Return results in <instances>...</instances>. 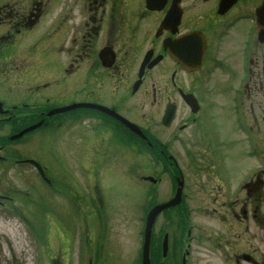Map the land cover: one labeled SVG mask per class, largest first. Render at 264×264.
Masks as SVG:
<instances>
[{
    "label": "flooded vegetation",
    "instance_id": "obj_1",
    "mask_svg": "<svg viewBox=\"0 0 264 264\" xmlns=\"http://www.w3.org/2000/svg\"><path fill=\"white\" fill-rule=\"evenodd\" d=\"M261 1L0 0V152L6 153L0 159L19 156L21 150L17 148H12L9 155L6 139L19 130L28 115L46 119L45 106L50 101L45 97L42 104L24 103L18 93L5 96V90L17 91L24 86L38 93L55 84L58 77L73 78V100L69 103H97L138 123L152 143L147 152H164V141L176 140L180 146L177 165L191 189L188 197L196 200L209 189V200L201 201L200 197L198 202L218 205L214 208L217 215H192L193 222L181 230L171 225L177 223L173 220L183 218L182 209L176 215H159L152 231L150 264H181L187 249L182 245H189L187 241L193 242L192 264H264V13L258 14V25L251 21ZM169 10L176 15L157 31ZM40 21H47L48 31L36 34ZM190 33L196 37L187 41L189 45L177 43L174 52L173 41ZM39 39L47 40L50 47L62 45L60 50L64 51L58 53L63 57L58 64L50 65L49 56L54 54L50 49L42 54L19 51L23 46L18 45ZM146 52L151 54L148 63L156 57L159 61L152 67L146 64L140 86L132 93L138 63ZM99 55H104L103 59ZM28 59L40 67L24 68ZM25 75L33 76L31 83H24ZM227 92L231 100H220ZM182 93L193 96L198 105L195 112L184 102ZM136 96L144 109L141 114L137 113ZM236 101L243 106V113L234 117V123L246 133L235 138L227 133V138L217 141L216 108ZM166 104L174 105L175 114L165 127L160 121ZM26 105L30 110L25 111ZM73 119L93 124L94 129L106 127L114 140V128L120 130L124 140L133 136L102 110L75 109L65 121ZM232 146L239 157L234 165L225 162L231 157ZM111 150L96 149L95 155ZM220 151L224 160L219 157ZM9 167L0 164V168ZM18 192L11 189L0 198L7 203ZM169 194L165 189L164 196ZM164 238L168 239L165 252ZM3 241L0 235V247ZM103 247L97 244L92 254L90 249H82L83 263H112L118 251ZM8 263L0 256V264Z\"/></svg>",
    "mask_w": 264,
    "mask_h": 264
},
{
    "label": "rangeland",
    "instance_id": "obj_2",
    "mask_svg": "<svg viewBox=\"0 0 264 264\" xmlns=\"http://www.w3.org/2000/svg\"><path fill=\"white\" fill-rule=\"evenodd\" d=\"M46 25L47 21H40L36 34L41 31L47 32L48 28ZM39 46L44 52H48L50 49L54 53L49 56L50 65H56L62 60L63 54L58 53V51H64L63 48L60 50L62 45L50 47L49 42L44 40L40 42ZM25 64H27V61H25ZM38 67L40 66L35 65V68ZM30 77L33 78V76L25 75L24 83L30 82ZM70 84H75L73 78L63 80L58 77L57 83L46 91L42 90L33 95L32 100L42 102L43 97L49 96L53 100L58 98L63 104H68L73 100L72 96H70L73 93V90H70ZM78 88L76 87L75 89ZM11 90L13 93L14 88ZM9 91L8 88L5 90L6 93ZM21 92L23 93L24 101L30 99L25 88L17 90V93L20 94ZM218 117L221 118L220 115ZM220 122L221 126L220 124L217 125L220 133L227 137V132L232 130V136L235 135V130L232 128L230 121L226 122L221 118ZM81 131L82 139L86 137L85 132L95 133L90 129L85 132ZM58 134H50L49 129H44L34 134H29L23 139V154L37 159L41 165L46 167L47 173L54 183L52 186L42 183L36 184L31 191L27 192L28 195L24 197L25 200L33 202L31 204L32 208L35 207V202H37L36 215H38L37 233L39 243L37 244L39 255L37 257L40 264H51V261L57 260L58 252H55V254L53 252V249L56 248L61 249V260L64 264H75V260H71L69 256L68 248L75 243L76 239L79 242H82V239L84 241L85 234L91 241H94V232L102 227V222L97 217H89V215H99L98 211L104 207L107 213H111V210L115 209L109 214L110 216L108 215L109 225L107 227L111 228L110 231L112 232V238L108 246L118 250L119 259L123 258L122 264L130 262L129 260L138 240V235L134 233L133 228H136L137 225L139 226V222L134 215L139 214L141 204L146 198V194L143 192L144 185L138 187L134 183L133 175H130V169L119 161L120 156L119 158L118 156H113L117 159L108 158L105 155L96 158L94 156L93 159L92 157L90 158L93 162L92 164L89 161L86 168H76L74 164L79 163L78 160L80 159L82 161L81 152L78 151L82 147L79 146L75 138L69 137L63 142V138L58 137ZM105 148H107L106 145ZM114 151L117 150L113 149L111 154ZM121 159L124 158L121 156ZM108 162L112 163V166L107 169ZM101 167L104 170L100 172ZM31 173V171L24 170V180L31 178ZM142 174L144 172L141 171ZM138 178L139 174L137 175V180ZM12 181L15 185L21 186L20 178L17 177L16 172L8 171L6 176H2L0 173V186L11 185ZM96 185H98L99 198L94 197L91 193ZM19 195L22 197L23 194ZM92 200L98 203L97 206L92 204ZM17 206L20 207V204L17 203ZM123 206L124 211L119 210V207ZM1 209L0 207V231L3 230L7 233L5 235L7 242H5L6 246H3L2 249L0 248V256L11 255L12 252L19 254L21 250L27 248V245L31 243V239L28 238L29 234L24 223H20L16 217L9 216L14 214L4 212ZM23 209L22 215H27L25 212L26 205L23 206ZM11 212L14 211L12 210ZM77 240L76 243L79 244ZM118 243H122L125 246ZM190 247L193 248V242H191ZM194 249H198L197 244H194ZM130 250L132 251L130 252ZM27 260L28 264H31V259L27 258ZM76 260H79V258L77 257ZM79 264H81L80 260Z\"/></svg>",
    "mask_w": 264,
    "mask_h": 264
},
{
    "label": "water",
    "instance_id": "obj_3",
    "mask_svg": "<svg viewBox=\"0 0 264 264\" xmlns=\"http://www.w3.org/2000/svg\"><path fill=\"white\" fill-rule=\"evenodd\" d=\"M60 110H63V109H60ZM152 215H154V214H152ZM144 264H147V261H145V263Z\"/></svg>",
    "mask_w": 264,
    "mask_h": 264
}]
</instances>
